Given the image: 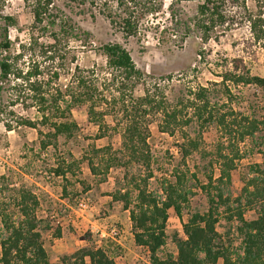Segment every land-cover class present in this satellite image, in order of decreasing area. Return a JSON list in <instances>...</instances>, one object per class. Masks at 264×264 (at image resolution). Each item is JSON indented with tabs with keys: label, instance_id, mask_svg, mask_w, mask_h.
I'll return each instance as SVG.
<instances>
[{
	"label": "trees",
	"instance_id": "16d2710c",
	"mask_svg": "<svg viewBox=\"0 0 264 264\" xmlns=\"http://www.w3.org/2000/svg\"><path fill=\"white\" fill-rule=\"evenodd\" d=\"M22 1L33 19L29 38L22 43L11 34L12 31L24 33L19 17L0 6V115L19 104L35 108L38 121L20 119L18 123L37 131L39 153L50 148L56 152L59 138L66 140L76 134L78 124L71 116L79 107H87L89 121L99 130L97 139L107 136L106 116L119 115L123 125L121 149L114 150L110 145L93 147L92 156L84 159L91 174H102L103 180L113 168L126 170L127 184L116 190L112 198L129 211L135 244L150 253L148 264H264V150L263 161L250 167L240 191L235 190L232 182V173L243 159L240 144L254 140L259 133L264 134V77L253 75L245 64L246 58H256L257 50L262 51L264 64V0ZM192 2H196V10L188 16L183 8ZM57 3L71 11L90 10L92 17L97 11L125 39L154 33L161 44L173 43L177 47L193 34L208 43L225 33L239 31L241 38L233 45L240 54L235 55L216 84L221 86L227 102H212L210 89L202 86L188 89L176 102L170 101L164 92L146 86V74L137 68L129 51L117 42L99 46L107 68L113 72L106 90L78 65L65 90L55 88L60 78L55 65L67 60L70 43L79 41L92 47L93 42L92 34L69 18ZM36 32L47 35L48 40L40 44L35 38ZM28 51L35 54L27 62ZM139 86L144 87V93L136 96ZM239 86H252L260 92L263 98L260 116L234 110L232 88ZM153 117H159L161 133L182 134L180 165L173 172L174 179L165 180L160 195L149 190L154 176L153 154L148 142ZM191 124L197 127L193 138L184 131ZM6 127L8 131L13 130L10 123ZM40 127H47L49 131L44 133ZM210 127L218 128L225 142L217 143L209 162L207 182L200 183L186 161L197 151L204 157L210 155L201 149L203 133ZM259 139L264 143V136ZM98 157L101 166L95 162ZM79 164L68 153L50 170V174L66 183L63 185L65 196L66 185L71 183L69 176L76 177ZM134 165L142 168L144 174H130L129 169ZM193 180L195 185L190 184ZM78 183L84 185L80 180ZM197 186L206 196L207 210L189 213L182 225L183 234L175 233L172 238L176 254L163 255L170 211L182 218L191 207L190 199ZM40 210L38 196L25 185L14 188L12 199H0L3 226L0 264H56L44 242L45 233L53 227L47 219L39 217ZM249 212H254L255 217L247 218ZM222 219L228 224L224 233L218 231ZM54 237L61 238L60 228L55 229ZM114 257L92 243L62 258L61 264H117Z\"/></svg>",
	"mask_w": 264,
	"mask_h": 264
},
{
	"label": "rangeland",
	"instance_id": "374dc122",
	"mask_svg": "<svg viewBox=\"0 0 264 264\" xmlns=\"http://www.w3.org/2000/svg\"><path fill=\"white\" fill-rule=\"evenodd\" d=\"M62 7L66 15L78 24L83 30L92 34V47L85 46L79 41H72L68 48L67 60L55 65L60 72V78L55 83V88L65 90L71 82L72 74L78 65L80 69L97 80L101 88L110 86L112 70L107 68L105 58L99 53V46L104 43H120L131 54L137 68L146 74V86L151 90L164 92L170 101L176 102L177 98L190 88L198 86L207 87L211 91L212 102H227L221 92L220 75L231 66V60L237 55V48L234 47L240 38L239 31L225 33L218 40H210L203 43L202 40L193 34L181 47L172 44H161L156 39L154 33L139 38L125 39L122 34L113 29L109 22L95 11L92 17L90 10L74 9L71 11L63 4ZM0 6H4L6 12L19 17L24 33L20 35L12 31L13 39L19 38L22 42L28 40L29 26L33 23L29 9L25 7L22 0H0ZM184 11L188 16H192L196 10V2L186 3ZM35 38L39 43L48 40L47 35L35 33ZM16 48L18 45L16 44ZM39 49H37L38 51ZM202 52L203 55H200ZM34 52L26 53L25 61H29ZM245 64L250 68L253 75L264 77V64L262 51H256V58H246ZM27 65V63H26ZM62 66V67H61ZM54 70V69H53ZM215 84V85H214ZM106 90V89H105ZM234 97L231 102L234 110L247 115L255 114L260 116L262 107V95L252 86H239L232 88ZM144 93V87L139 86L135 90L136 96ZM107 94V93H106ZM6 99V97H5ZM7 102V101H6ZM8 104V103H6ZM113 114V113H112ZM113 115L106 116L108 124L107 136L97 139L98 127L91 123L88 118L87 107H79L74 110L71 119L78 124V131L70 139L63 137L58 140V150L53 148L39 153V136L36 130L20 125V119L39 120V115L35 108H26L21 104L14 108L7 109L4 115H0V199H12L14 188L22 185L29 187L39 198L41 210L39 217L47 219L53 230L45 233V248L56 264H61L62 258L69 256L78 249L95 244L96 238L90 231V223L78 215L74 214L76 204L79 200L89 198L91 202L99 208V213L95 218V223L104 225L108 221L117 218L124 222L127 220L123 205L114 203L111 197L116 190L127 184L125 179L126 170L123 168H113L103 180V175H93L90 172L85 157L92 156V148H103L112 146L114 150H120L122 146L123 125L120 124V117ZM149 126V146L153 154L152 170L153 178L149 182V190L162 194V186L165 180H173V172L179 167L181 162L180 144L182 134L177 132L174 136L161 133L158 128L159 117H153ZM7 123L12 124L13 130L8 131ZM46 133L47 127H40ZM196 125L187 126L184 131L192 138L196 135ZM263 133L257 134L254 140L248 139L240 144L243 159L238 162L237 169L232 173V182L236 191H240L244 186L245 179L250 174V167L263 161L262 151L264 143L260 141ZM224 141L221 132L216 127H210L203 133L201 149L207 152L208 157H204L202 152H194L187 158V166L191 173L196 174L200 183H206L207 175L211 168L209 162L213 158L217 143ZM71 153L74 160L80 162V171L76 177L69 176L70 184L67 186V196L63 193L62 178L50 174L51 168L58 164V160L64 155ZM95 162L102 165L100 158ZM217 176L218 167L214 166ZM130 174H144L142 168L132 166ZM131 176V175H130ZM82 182L78 183V181ZM190 184L195 185L193 180ZM193 190L195 195L191 196L190 209L179 218L174 211H170L167 226V245L163 249V255L176 254L177 249L173 241L175 233L183 234L182 225L188 220L189 213L193 211L204 212L207 210L206 196L198 188ZM57 214L56 223L54 215ZM71 215V218H69ZM255 217L254 212L247 213V218ZM60 228L61 241L54 243V231ZM228 224L221 220L218 231L224 233ZM3 233V226L0 222V237ZM83 241V242H82ZM107 250L117 256L118 250H112V243H108ZM1 254V249H0ZM131 264H148V258L142 251H137L132 258Z\"/></svg>",
	"mask_w": 264,
	"mask_h": 264
},
{
	"label": "built area",
	"instance_id": "2783aa9c",
	"mask_svg": "<svg viewBox=\"0 0 264 264\" xmlns=\"http://www.w3.org/2000/svg\"><path fill=\"white\" fill-rule=\"evenodd\" d=\"M94 209L95 204L91 202L89 198H84L77 202L74 214L84 220L89 219V216L91 217V219H89L90 231L96 238L95 244L98 248H104L105 244L112 243L113 249L118 248V255L115 257L122 261L127 260L129 257V251L124 246L127 237L125 227L117 220H111L104 225H98L94 221L96 218L93 214ZM56 217L57 214L54 215V218L56 219V223H59ZM69 218H71V215H69ZM136 249L142 251L148 258L150 253L147 249L142 247H137Z\"/></svg>",
	"mask_w": 264,
	"mask_h": 264
},
{
	"label": "crops",
	"instance_id": "0c3cea01",
	"mask_svg": "<svg viewBox=\"0 0 264 264\" xmlns=\"http://www.w3.org/2000/svg\"><path fill=\"white\" fill-rule=\"evenodd\" d=\"M109 198H112V196L109 197ZM112 200H113V198H112ZM114 203H116V202H114ZM118 204H120V203H117V205ZM124 212L127 213V220H125V224H124V222H121V220L118 219V218L116 220L119 221L125 227V229H126V232H127V235L126 236L127 237H126L124 246L129 251V257L125 261L119 260V259H117V257H114L115 260H116V262H117V264H131L132 258L135 257L136 252L139 251V250L136 249L137 246L135 244V239H134V235H133V232H132V224H131V220H130V213H129L128 210H125ZM98 213H99V208H98L97 205H95V209H94L93 214L96 217L98 215ZM89 219H91L90 216H89ZM89 219H87L88 222H90ZM61 240H62L61 238H56V239H54V243H58V241H61ZM104 249L107 250V245L106 244L104 246ZM111 249L114 250L112 247H111ZM116 249L118 250V248H116ZM108 252L112 255V252L111 251H108Z\"/></svg>",
	"mask_w": 264,
	"mask_h": 264
}]
</instances>
